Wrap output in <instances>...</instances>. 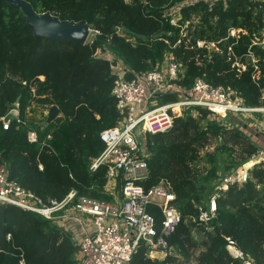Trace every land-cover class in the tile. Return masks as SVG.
I'll use <instances>...</instances> for the list:
<instances>
[{
  "label": "trees",
  "instance_id": "obj_1",
  "mask_svg": "<svg viewBox=\"0 0 264 264\" xmlns=\"http://www.w3.org/2000/svg\"><path fill=\"white\" fill-rule=\"evenodd\" d=\"M26 1L37 13L85 22L99 31L86 44L36 38L22 9L0 0V165L7 166L10 179L46 201L62 200L72 189L81 196L111 198L103 193L107 167L91 171L89 166L105 147L101 132L114 128L122 118L112 94L118 79L113 67L118 62L126 71L124 78L132 80L169 56L182 65L178 83L185 88L203 77L234 91L247 105L264 103V48L255 44L262 36V0ZM174 15L176 24L171 22ZM99 51H109L114 58L99 56ZM176 100L177 93L158 98L162 104ZM17 103L27 124L14 120L4 128L2 117ZM35 103L58 106L59 113L44 125L30 120L28 113ZM200 111V118L190 110L176 116L171 129L151 137L153 155L146 185L165 182L176 194L182 221L171 243L179 246L182 258H152L141 245L132 264H190L193 246L205 247L196 264H242L226 250L228 236L264 264L263 165L253 168L249 182L231 186L219 200V215L207 237L195 241L192 236L195 204L204 198L206 184L218 172L213 156L223 152L230 160L225 167L229 171L264 148V138L239 119L230 117L225 125L207 119L208 110ZM31 129L38 131L39 142L28 140ZM218 141L216 153L207 151ZM204 152L213 163L206 174L198 168ZM153 213L160 218L158 211ZM78 252L71 234L50 220L0 203V264H77Z\"/></svg>",
  "mask_w": 264,
  "mask_h": 264
},
{
  "label": "built area",
  "instance_id": "obj_2",
  "mask_svg": "<svg viewBox=\"0 0 264 264\" xmlns=\"http://www.w3.org/2000/svg\"><path fill=\"white\" fill-rule=\"evenodd\" d=\"M199 1L213 4L229 0ZM177 21L178 17L174 15L171 22L176 24ZM91 31L94 36L99 34L95 29ZM260 33L264 35V10ZM232 34L236 31L233 30ZM88 42H93V39ZM255 44L263 47L264 42L255 41ZM199 45H204V42H199ZM214 46L215 43H211V47ZM113 58L111 56L110 59ZM252 59L255 62L253 56ZM113 69L118 79L112 94L117 99L122 118L114 128L101 132L105 147L89 166L91 171L102 165L107 167L103 193L111 198L81 196L72 189L62 200L46 201L10 179L7 166L1 164L0 203L36 212L70 233L79 247L77 264H132L133 256L141 245L146 247L152 258H157V253L182 258L179 246L171 243V237L182 221L176 194L165 182L150 187L146 185L150 177L149 160L153 155L152 135L171 129L175 117L184 116L188 110L200 118V110L206 109L209 111L207 119L225 125L230 124V117L238 118L246 125L252 121L255 123V127H251L252 133L264 138V103L247 105L234 91L222 85H212L203 77L196 78L191 88H185L178 83L184 69L169 56L155 69L137 74L132 80L124 78L126 71L121 62ZM169 93H177L178 100L163 104L158 101L159 96ZM46 107L49 108L48 105ZM14 120L18 124H27V119L20 116L18 103L2 117L4 128ZM51 138L49 134L47 139ZM28 140L39 142L36 129L28 132ZM257 165L264 166V148L258 149L246 163L229 171L217 172L208 184L204 198L195 204L196 215L190 218L194 224L192 236L195 241L201 239L198 230L204 233V239L213 230L212 221L219 215V200L231 186H243L249 182ZM153 211H158L160 218ZM226 241L225 247L232 259L242 264H258L237 240L228 236ZM191 249V253L199 255L205 247L198 246V252Z\"/></svg>",
  "mask_w": 264,
  "mask_h": 264
},
{
  "label": "water",
  "instance_id": "obj_3",
  "mask_svg": "<svg viewBox=\"0 0 264 264\" xmlns=\"http://www.w3.org/2000/svg\"><path fill=\"white\" fill-rule=\"evenodd\" d=\"M15 8L22 9L27 22L33 26L36 38L58 39L63 38L76 44H86L91 28L85 22L63 21L50 13H37L26 0H6ZM59 113V107L53 106L49 110L48 123L52 122ZM197 234L203 239L204 233L200 230Z\"/></svg>",
  "mask_w": 264,
  "mask_h": 264
},
{
  "label": "rangeland",
  "instance_id": "obj_4",
  "mask_svg": "<svg viewBox=\"0 0 264 264\" xmlns=\"http://www.w3.org/2000/svg\"><path fill=\"white\" fill-rule=\"evenodd\" d=\"M91 39H94V32L93 31H90V35H89L88 41H90ZM98 55L99 56H103V57L109 56L111 58L112 53H109V51H101V52L99 51ZM113 56L114 55H112V57ZM14 106H16V105H14ZM46 106H47V104L35 103L33 105V109H31L29 111V113H28L29 119L30 120H34V121L39 122V123H42L43 125L48 123V115H49L48 113H49V111L47 110L48 107H46ZM48 106H49V104H48ZM231 118L235 122H237L236 118H234V117H231ZM245 123L246 122H243L241 125H243ZM248 124H249L250 127H255V123L252 122V121H249ZM248 130H250V128H248ZM248 133H250V132L248 131ZM219 144H220V141L212 143L208 147L207 151H209L211 153H216L217 152V146ZM205 152L203 153V158L201 159V161L198 164L199 165L198 168H199L200 171H205V174H206V171H208L213 166V163L210 161V158L208 156L207 157L204 156ZM213 157L216 158V162L214 163V166H217L218 171H221V172L226 171L225 167L229 164V161H230L226 157V155L223 152L222 153L218 152L217 155H215ZM208 184H206V185H208ZM191 248H194L195 251L198 250V246L190 247V249ZM191 255H192V257H191L190 264H192L194 261H196L195 259L197 257V254H195V252L191 253Z\"/></svg>",
  "mask_w": 264,
  "mask_h": 264
},
{
  "label": "crops",
  "instance_id": "obj_5",
  "mask_svg": "<svg viewBox=\"0 0 264 264\" xmlns=\"http://www.w3.org/2000/svg\"><path fill=\"white\" fill-rule=\"evenodd\" d=\"M261 40L264 42V35H262L261 36ZM263 48H264V44H263ZM112 56V55H111ZM107 58H110L109 56H106ZM52 107H50V109H51ZM49 108L47 109L48 111L50 110ZM239 121H241V120H239ZM246 125V124H245ZM247 126V125H246ZM156 257L157 258H159V259H164L165 258V256H164V254H162V253H157V255H156Z\"/></svg>",
  "mask_w": 264,
  "mask_h": 264
},
{
  "label": "bare ground",
  "instance_id": "obj_6",
  "mask_svg": "<svg viewBox=\"0 0 264 264\" xmlns=\"http://www.w3.org/2000/svg\"><path fill=\"white\" fill-rule=\"evenodd\" d=\"M247 166H250V164H247Z\"/></svg>",
  "mask_w": 264,
  "mask_h": 264
}]
</instances>
